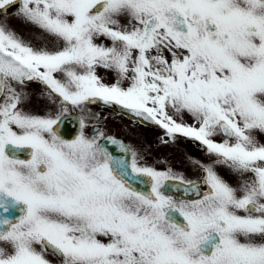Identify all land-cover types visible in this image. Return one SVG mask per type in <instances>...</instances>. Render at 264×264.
<instances>
[{"label":"snow or ice","instance_id":"1","mask_svg":"<svg viewBox=\"0 0 264 264\" xmlns=\"http://www.w3.org/2000/svg\"><path fill=\"white\" fill-rule=\"evenodd\" d=\"M0 264H264V0H0Z\"/></svg>","mask_w":264,"mask_h":264},{"label":"flooded vegetation","instance_id":"2","mask_svg":"<svg viewBox=\"0 0 264 264\" xmlns=\"http://www.w3.org/2000/svg\"><path fill=\"white\" fill-rule=\"evenodd\" d=\"M103 113L108 116L107 124L108 126L112 124V116H115L117 121H123L126 129L123 132V136H131L134 139H138L141 142L149 143L152 145L151 153L149 159L161 157L179 161L182 159L181 157V149L185 152L190 153L192 155L199 156L201 155V151L198 147H192L188 144V141H181L179 145L176 146H168L164 147L157 143L156 135L158 133V129L153 127H146L143 125H133L130 118H127L119 113L113 111L110 108H104Z\"/></svg>","mask_w":264,"mask_h":264},{"label":"rangeland","instance_id":"3","mask_svg":"<svg viewBox=\"0 0 264 264\" xmlns=\"http://www.w3.org/2000/svg\"><path fill=\"white\" fill-rule=\"evenodd\" d=\"M13 23L16 24L17 27H19V28H23L24 27V25L20 24L17 21H13ZM112 117H113L112 118V124L109 125L108 127L110 128L111 131L122 135L124 130L126 129V126L124 125V122L123 121H117L115 119V116H112Z\"/></svg>","mask_w":264,"mask_h":264}]
</instances>
